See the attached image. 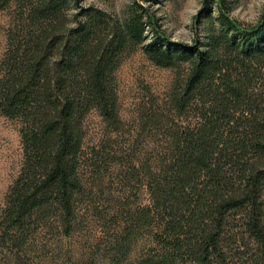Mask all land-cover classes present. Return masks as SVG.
<instances>
[{
	"label": "trees",
	"instance_id": "1",
	"mask_svg": "<svg viewBox=\"0 0 264 264\" xmlns=\"http://www.w3.org/2000/svg\"><path fill=\"white\" fill-rule=\"evenodd\" d=\"M70 2L37 0L0 64V115L19 124L23 151L2 241L52 217L65 235L73 231L83 171L96 172L102 152H85L84 122L96 112L119 136L115 73L140 49L184 77L162 110L140 116L132 146L151 145L142 158L116 155L121 183L148 194L144 205L117 203V252L125 256L143 234L148 246L135 264H264V17L244 26L220 8L184 45L154 31L147 41L153 23L135 9L114 20L87 8L69 21ZM150 129L158 142L145 137Z\"/></svg>",
	"mask_w": 264,
	"mask_h": 264
},
{
	"label": "rangeland",
	"instance_id": "2",
	"mask_svg": "<svg viewBox=\"0 0 264 264\" xmlns=\"http://www.w3.org/2000/svg\"><path fill=\"white\" fill-rule=\"evenodd\" d=\"M36 3L37 0H9L0 9V64L9 39L25 23L30 7ZM87 8L99 9L114 20H123L130 9H135L153 23V28H144L147 41L157 32L172 44L184 45L195 44L201 38L205 17L215 18L220 8L244 26H255L264 17V0H71L65 15L72 21ZM182 73L180 67H156L140 49L124 56L115 73L119 115L123 123L119 136L107 130L96 112L84 122L85 152L88 155L92 149L102 152L101 160H96L99 169L83 171L85 191L76 208L73 231L65 235L55 217L26 228L22 238L11 232L10 238H4L5 242L0 229V264L136 263L148 241L142 234L125 256L117 252L114 243L119 233V225L114 221L116 205L127 199L131 206L147 204L148 194L134 182L121 183L119 175L125 168L118 165L116 155L121 152L124 161L130 155L142 158L151 145L149 140H142L137 147L132 146V137L141 125L140 116L148 109L160 111L165 107L170 91L183 80ZM19 129L16 121L0 115V218L5 209L6 194L23 160ZM151 135L156 137L155 142L159 141L156 132L146 130L145 137ZM132 151L135 153L131 154Z\"/></svg>",
	"mask_w": 264,
	"mask_h": 264
}]
</instances>
